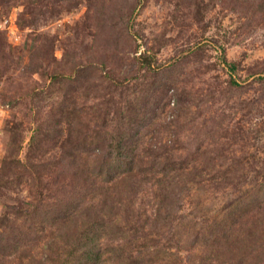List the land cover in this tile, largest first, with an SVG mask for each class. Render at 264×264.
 <instances>
[{
    "label": "rangeland",
    "instance_id": "obj_1",
    "mask_svg": "<svg viewBox=\"0 0 264 264\" xmlns=\"http://www.w3.org/2000/svg\"><path fill=\"white\" fill-rule=\"evenodd\" d=\"M0 264H264V0H0Z\"/></svg>",
    "mask_w": 264,
    "mask_h": 264
}]
</instances>
